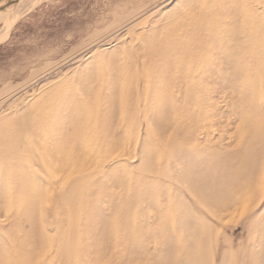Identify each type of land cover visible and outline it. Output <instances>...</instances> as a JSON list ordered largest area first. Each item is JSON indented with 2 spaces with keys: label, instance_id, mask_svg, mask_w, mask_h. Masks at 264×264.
Returning a JSON list of instances; mask_svg holds the SVG:
<instances>
[{
  "label": "rangeland",
  "instance_id": "1",
  "mask_svg": "<svg viewBox=\"0 0 264 264\" xmlns=\"http://www.w3.org/2000/svg\"><path fill=\"white\" fill-rule=\"evenodd\" d=\"M0 264H264V0H0Z\"/></svg>",
  "mask_w": 264,
  "mask_h": 264
},
{
  "label": "bare ground",
  "instance_id": "2",
  "mask_svg": "<svg viewBox=\"0 0 264 264\" xmlns=\"http://www.w3.org/2000/svg\"><path fill=\"white\" fill-rule=\"evenodd\" d=\"M23 2V1H22ZM15 10V9H14ZM7 11V10H6ZM16 11H17V9H16ZM16 13V12H15ZM12 14V13H11ZM8 18V17H7ZM14 18V17H13ZM6 22V21H5Z\"/></svg>",
  "mask_w": 264,
  "mask_h": 264
}]
</instances>
